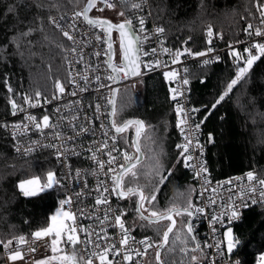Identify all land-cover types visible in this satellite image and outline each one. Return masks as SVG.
Here are the masks:
<instances>
[{
	"label": "trees",
	"instance_id": "obj_1",
	"mask_svg": "<svg viewBox=\"0 0 264 264\" xmlns=\"http://www.w3.org/2000/svg\"><path fill=\"white\" fill-rule=\"evenodd\" d=\"M10 5L15 7V12L8 11ZM150 7L156 22L165 29L163 36L171 49L186 46L193 52L242 41L247 37L243 29L248 23L255 28L258 14L254 0H150ZM71 9L73 5L68 0H0V119L9 114L10 99L23 101V94L33 95L37 90L46 95L54 88L55 81L64 80L65 50L58 45L67 47V42L48 21L52 15ZM209 25L214 33L211 44L207 42ZM219 32L224 37L222 43L216 39ZM234 74L227 56L187 71L190 99L200 109L203 119L206 159L216 179L246 170H255L264 178V57L253 65L246 81L237 84L213 109L212 105ZM137 84L139 95L132 89ZM9 85L12 92L8 91ZM116 108L119 122L139 118L151 126L146 131L157 141L156 150L163 149L164 168L174 166L172 175L157 194L159 208L168 207L170 201L182 205L180 193L194 186L189 172L182 167L181 150L176 147L180 142L175 132L168 80L164 75L155 74L119 88ZM132 130L125 135L131 138ZM145 153L149 155L147 146ZM56 169L49 152L17 157L10 141L1 139L0 240L5 242L17 234L31 236L32 232L47 226L50 216L56 212L60 190L52 188L39 196L28 197L22 194L18 184L35 175L43 179L47 171L56 173ZM133 213L132 222L139 223L134 228L136 235L158 239L154 228L140 227L145 222L138 221ZM232 229L234 237L240 241L241 264H257L264 251V203L245 212ZM195 236L200 242L199 236ZM194 244L190 242L188 247ZM147 256L150 260L145 264H155L154 249H150ZM181 258L179 252L168 255L162 251V259L179 261ZM183 259L188 264L189 257Z\"/></svg>",
	"mask_w": 264,
	"mask_h": 264
},
{
	"label": "snow or ice",
	"instance_id": "obj_2",
	"mask_svg": "<svg viewBox=\"0 0 264 264\" xmlns=\"http://www.w3.org/2000/svg\"><path fill=\"white\" fill-rule=\"evenodd\" d=\"M70 4L73 5V13L70 19L71 24L65 25L60 24L54 17H50V22L61 32L63 37L68 41L72 42V46L65 47L64 45H58V47L64 48V50L76 57L75 61H68L69 65L78 64L84 60L83 48L87 43H91V40L87 42L83 39L77 41L74 33L78 30L77 21L83 20L89 27L99 28L102 31L101 34H95L94 39L97 43L106 45V48L101 51H95L92 55L100 57L102 54L107 56V59L102 61V63L107 65V70L110 69V74L106 76V79L112 82H118L120 80H127L132 77H142L145 73L143 69H148L149 71L155 70V68L168 67L167 62H162L160 59L143 60V57H156L158 53L157 48L144 49V45L148 43L151 39L150 35L147 33L145 28L146 19L143 16L136 17L139 27L133 23V19L126 17L120 22H112L105 17H91L89 15L94 9L103 12L105 9H116L117 2L120 4L121 9L117 14L120 17H125V10L132 12L142 10L143 6L147 3V0H68ZM99 5H103L99 7ZM254 6L256 11L259 12L260 23L264 24V0H254ZM78 9V10H77ZM9 12H15L14 6H9ZM151 15V13H149ZM250 15H254L250 13ZM243 18V17H242ZM61 19H64L62 16ZM31 31V29H30ZM165 29L163 27H156L154 29V34L159 36L164 33ZM246 36L249 38L255 36L261 38L260 40L252 41L248 44L243 51H239L233 47L230 43L228 45L230 52L229 55L233 58V64L235 66V74L233 78L226 83V86L212 105L215 109L218 104L225 100L226 97L230 95L234 87L241 81H246L249 73L252 70L253 65L264 57V28L255 27L252 23H248L243 29ZM113 32L118 34V48L114 47L116 40L113 38ZM29 33H22V35H28ZM85 36L87 33L84 34ZM213 29L209 25L207 29L208 44L212 43L211 38L213 37ZM220 38L223 36L220 34ZM191 39V37H189ZM187 41L184 44L187 45ZM237 43H242L237 41ZM79 45V50L76 47ZM214 49L209 47L206 51L193 52L188 47H183L182 49H169L164 47V41L159 42V53L168 54L171 57V64L181 63V57H204L208 53L213 52ZM246 54V55H245ZM65 56V60H67ZM215 60H219L220 57L216 56ZM214 62L212 59H205L202 63L208 65ZM90 67V66H89ZM97 66V70H98ZM185 74L187 69H184ZM76 75H80L79 72ZM179 75L178 71L172 69L170 71H165L164 76L167 80H175ZM69 84H77L75 76L70 71L68 73ZM85 84L89 83V77L83 75L81 77ZM97 82L101 80L99 75L95 76ZM6 82V81H5ZM7 83V82H6ZM183 85H187L189 80L184 78L182 81ZM99 88H110V85L100 83ZM54 92L49 98L45 96L41 91L37 90L33 95L23 94L22 99L29 108L42 107L45 104L52 103L53 100H59L66 92L64 84L57 80L55 81ZM98 90V89H97ZM8 91L12 92L11 86H8ZM80 92L88 91L87 87H80ZM172 92V99L175 101L179 96H183V92L179 88L170 89ZM119 89L110 88V97L108 98V104L111 105V112L109 113L112 118L110 121V129L105 130L102 135L106 139L95 142L98 143L99 147L94 151L89 148L88 151L92 152L90 159L97 165V168L91 171V175L97 176V184L93 191L95 195V205L93 206V212H102L103 215H97L95 219L99 221V229H92V226H83L78 223L79 218H93L92 216L85 213L84 209L78 208L77 212H73L70 206L73 203L72 197H66L59 200V207L55 214L50 216V222L47 226L42 227L34 232H32V247L29 251L34 253L36 251L37 242L42 243L46 248L50 249L51 255H46L44 258L36 260L35 264H94L97 261L98 264H133L134 258H143L148 255L150 249H154V259L155 264H185L183 257H189L188 264H202L201 256H204V248L215 247L217 253L223 254L221 252V242L217 241L214 245L204 243L203 247L201 243L197 240L196 236L193 234V224L192 217L200 214H205V207L198 206L194 203L192 195L195 193V188L189 186L185 192H181L180 196L183 198V204H177L176 202L170 201L169 206L161 209L159 208V202L157 200V194L160 191L161 186H163L172 175L173 168L165 169L161 160L163 155V149L160 148L159 151L156 150L157 141L150 135L146 129L151 126L145 125L143 120L139 119H129L117 123V108H116V95ZM58 93V94H57ZM69 95H77L76 91H72ZM12 114L16 115L18 111L24 112L27 109L18 105L15 99H10ZM78 103V102H77ZM70 107V106H66ZM101 105H96L97 112L100 111ZM57 112L60 111L59 108L56 109ZM200 109L193 108L190 111L185 110L184 107L177 102L176 113L180 117L178 119L176 127L180 129L181 134L184 138V143L177 144V149H181L179 157L183 161L185 168H193L195 173V178L201 179L202 189L200 196H204V192L208 191V186L210 181L207 179V167L204 166L203 161H199V170H196V165L190 163L194 157L190 154V146L193 144V140L190 138L189 131L186 129L188 125V120L190 118V112H199ZM99 119V116L96 117ZM25 121L28 123L21 122L20 124H14L12 127L14 129H23L25 132L35 130L41 135H45V129H51L52 136L54 139H61L62 134L55 131L58 124H53L51 122V117L49 114H44L41 117L35 115L25 116ZM60 119H65L61 116ZM73 119H78L74 116ZM8 127V125H4ZM102 129H105V125L101 124ZM201 125L196 123L192 128V132L198 133ZM134 128V137L129 138L125 134L129 129ZM114 129L115 135L109 137V131ZM90 131V129L81 127L77 135ZM23 134V133H21ZM16 134L14 133V138ZM112 141V147H109L108 139ZM118 138L122 139L124 144L127 146L125 149L121 150L116 147L118 143ZM74 137H67V140H72ZM211 141V137H209ZM33 143H39L35 141ZM147 146V152L149 155L146 156L145 147ZM16 151L20 152V145L17 144ZM44 147L49 148H60L63 144H47ZM195 147L200 149L201 154L203 151V146L199 143L198 138L195 141ZM133 151H129L128 149ZM31 147L25 150V154L33 151ZM65 152L69 151L67 148L64 149ZM104 153L107 156V160L100 159L98 153ZM119 153V156L113 155V153ZM75 155L79 153L73 152ZM63 153L57 151V160L59 161ZM180 163V159L177 160ZM70 167V166H69ZM107 167V171L105 168ZM103 174L106 179L100 180L99 175ZM76 176H81V171H76ZM241 183V187L238 193L244 206H247L244 197L247 195L248 199H251L252 203H257V199L253 198L258 191L259 202L264 203V178H259L254 172L249 171L246 173L247 189L243 186V178H238ZM110 181V183H109ZM225 184L231 185L232 180L224 182ZM60 185V181L57 179V175L54 171H48L46 177L42 179L40 175H35L30 179L22 180L18 187L24 196L36 197L42 192H46ZM84 187H87V182L85 181ZM217 188H212L213 193L217 192ZM230 193L232 188L227 189ZM83 195V192H77L76 196L79 198ZM115 197L120 201H130L132 203V210L137 214V218L145 223H142L140 227L152 226L156 233L158 239L153 240L151 237L145 236L143 239L137 241L134 237L130 235V229L126 226L125 217L127 216V210L117 207L112 208L111 198ZM229 208L231 209L229 223L233 219L239 217V212L235 204V200L230 195L228 197ZM216 201L211 197L208 198V206L214 205ZM69 206L65 208V206ZM223 208L224 205L221 204ZM145 212L148 214L145 215ZM79 214V216H78ZM227 210L219 215L214 214L211 216L210 224L212 226V232L217 231L215 225L220 223L223 226L224 216L227 215ZM185 217L188 219L185 220ZM177 218L180 220L181 228H177ZM167 222V223H164ZM109 227H114L119 229V240L118 244L113 242L114 238L107 234V229ZM83 234V238L81 236ZM223 237L227 242V251L231 253L233 249L240 243V241L233 236V231L231 227H227L226 231L223 232ZM16 241L18 245H24L29 243L25 236L21 235L19 237H14L9 239L6 243L0 240V244L3 245L4 249H9L13 241ZM195 242L194 246L189 248L190 242ZM139 244L140 248L134 247L133 245ZM162 251L168 255H175L179 252L182 258L177 260H165L162 259ZM197 253L201 255L198 256ZM117 257H122V260H117ZM10 261H24L25 256L21 250H16L10 252L7 257ZM207 258V257H205ZM135 264H140V259H135ZM209 264H216L215 257H213ZM238 264V262H237ZM258 264H264V254L259 256Z\"/></svg>",
	"mask_w": 264,
	"mask_h": 264
},
{
	"label": "built area",
	"instance_id": "obj_3",
	"mask_svg": "<svg viewBox=\"0 0 264 264\" xmlns=\"http://www.w3.org/2000/svg\"><path fill=\"white\" fill-rule=\"evenodd\" d=\"M103 5H99V7H102ZM120 8V4L117 2V8L116 9H105L107 11H118ZM78 10V9H77ZM104 10V11H105ZM74 9L68 10L63 13H57L52 15L51 17H54L60 24L65 25V27L68 24L72 23V20L70 17L72 16ZM151 13V15H149ZM64 17V19H61V17ZM143 16L146 19L145 28L147 30V33L150 35L151 39L148 43L144 45V49L148 50L149 48H157L158 53L156 57H143L142 59L152 60V59H160L162 62H167L168 67H164L163 64L161 67L155 68V70L149 71L148 69H143L142 71L145 73L142 75V77H132L127 80H120L117 83H114L112 81H109L106 79V76L110 74V70H107V65L102 63V61L106 60L107 56H104L103 54L98 58L95 55H92L95 51H101L106 48V45L97 43L94 39L95 34H101L102 31L99 28H92L89 29L87 24L83 22L82 18L81 20L77 21L78 30L74 33L76 36L77 41H80L81 39L85 40L86 42L88 40H91V43H87V45L83 48L84 52V60L78 64L69 65L68 61H75L78 57L71 55L65 51L64 54V65H65V78L63 81H61L66 89L65 94L59 99V100H53L50 104H45L42 107H35V108H29L27 104L24 103V101H17L18 105L22 106L23 108L27 109V111L20 112L18 111L16 115L12 114V108L10 104V112L8 116L5 118L0 119V141L2 138H6L10 141L12 152L17 157H27L30 155L42 153V152H49L55 161V164L57 166L56 173H57V179L60 181V185L54 187L58 188L61 192V199H64L66 197H72L73 203L70 206L71 210L73 212H77L78 208L84 209L85 213L92 216L93 218H79L78 223L87 227L92 226V229L98 230L100 225L99 221L95 219L97 215L102 216V212H93V206L95 205V195L96 193L93 191V189L96 187L97 184V176L91 175V171L97 168V165L90 159L92 156V152L88 151L89 148L93 149V151L99 147L98 143L106 137L102 135V133L105 130L110 129V105L108 104V98L110 97V88H113L114 86H117L118 88H121L126 85H130L136 82L141 81L147 76L155 75V74H161L164 75L165 71H170L172 69H175L178 71L179 75L175 80H168V91H169V98L171 101V108H172V114L174 119V126H175V132L177 135V138L180 142V144L184 143L183 135L181 134V131L179 128L176 127L178 119L180 117L177 116L176 113V105L177 102H179L185 110H191L193 108L198 109L196 106L193 105L190 99V89L189 84L183 85L182 81L184 78H187V73L185 74L184 69H188L190 67H197L204 65L202 62L205 59H212L214 62L217 61L214 58L216 56H219L221 60L224 56H227L229 58L230 65L233 66L235 70V66L233 64V58L229 55L230 49L228 47L229 44L225 45H215L211 46V48L214 49L213 52L208 53L207 56L204 57H190V56H182L181 57V63L178 64H171V57L168 54H160L159 53V42L161 40L164 41V47H167L171 49L169 42L164 38L162 35H155L154 29L156 27H162L161 24L156 22L152 9L150 7V0H147V3L143 6L142 10H138L135 12L127 10L125 17H129L133 19L134 25L138 28L139 25L137 23L136 17ZM49 26L56 31L59 35L62 36L63 39L66 40L67 46H72V42L68 41L59 29H57L51 22L50 19L48 21ZM255 27H261L264 28V24L260 23L259 19V12L256 17L255 21ZM87 33L85 36L84 34ZM221 32L217 33L216 39L217 42L222 43L223 38H220ZM223 36V34H222ZM259 37H251L248 36L245 37L241 42L232 43L233 47L236 48L239 51H243L245 47L248 46V44L255 40H260ZM76 47L79 50V45H76ZM206 51V50H205ZM246 55V54H245ZM65 56H67V60H65ZM218 60V61H219ZM210 64V63H209ZM90 66V67H89ZM97 66L98 70H97ZM72 72L75 76V79L77 80V84H69V76L68 73ZM79 72L80 75H76V73ZM83 75H87L89 77V83L85 84L84 80L81 78ZM99 75L101 77V80L99 82L96 81L95 76ZM107 84L110 85V88H99V84ZM80 87H87L88 91L86 92H80ZM179 88L180 91L183 92V96H179L177 100L172 99V92L170 89ZM98 89V90H97ZM72 91H76L77 95L72 96L69 95ZM56 92L55 86L54 88L45 96H48L51 98L52 94ZM58 94V93H57ZM78 102V103H77ZM100 104L101 108L100 111L97 112L96 105ZM70 106V107H66ZM59 108L60 111L57 112L56 109ZM35 115L38 118L41 117L44 114H49L51 117V122L53 124H58L59 127L55 129V131H58L62 134L61 139L57 140L54 139L52 136L51 129H45V135H41L39 132H36L35 130L27 131L25 132L23 129L17 130L12 127L14 124H20L21 122L28 123L25 121V116L27 115ZM63 116L65 119H60V117ZM74 116H77L78 119H73ZM99 116V119L96 117ZM196 123H200L201 127L199 129L198 133L192 132V128ZM101 124L105 125V129H102L100 126ZM4 125H8V127H4ZM81 127H85L90 129V131L81 133L77 135V133L80 131ZM186 129L189 131L190 138L193 140V144L190 146V154L194 157L192 161H190L191 164L196 165V170H199V161H203L204 166L207 167V179L210 181V185L208 186V191L204 192V196L201 197L199 194L202 189V183L203 181L201 179L195 178V173L193 168H185L183 165V161L181 159L182 167L184 170L188 171L191 177V181L193 183V186L195 188V193L193 194V201L196 205L205 207V214L200 215L197 214L192 217V224L194 229V234L199 236L200 243L203 247L204 243L207 242L208 244H215L217 241L221 242V252L217 253L215 247L212 248H204V256H201V262L202 264H209V261L215 257L216 264H241V256L238 253L239 245L240 243L233 249L231 253H228L227 251V245L224 242L223 238V230L226 227H232L235 224L239 223L245 214L250 209L259 207L263 205V203L259 202V196L258 191L257 194L253 197L257 199V203H252L251 199H248L247 195L244 197V201H246L247 206H244L241 199L238 196L241 183L238 178H243V186L245 187V190L247 189V180H246V173L249 171L254 172L259 178H261L257 171L255 170H246L244 172L234 174L225 178L216 179L213 177L212 172L210 170V166L206 159V145L203 140L204 136V128H203V119L199 115V112H190V118L188 120V125L186 126ZM14 133L16 134L14 138ZM23 133V134H21ZM112 135H115L114 129H111L109 131V137ZM67 137H74L72 140H67ZM198 138L199 143L203 146V151L201 154L200 149H197L195 147V141ZM108 139L109 147H112V141L110 138ZM35 141H39V143H33ZM20 145V152L16 151V145ZM47 144H56L61 145L63 144V147L58 148H49L44 147V145ZM31 147L34 149L28 154H25V150L27 148ZM116 147L120 148L121 150L125 149L127 146L124 144L123 140L118 138V143ZM67 148L69 151L65 152L64 149ZM129 151H133L132 149H128ZM181 150V149H180ZM57 151H60L63 153L60 160L58 161ZM73 152L79 153V155L73 154ZM113 155L119 156V153L114 152ZM98 157L103 160H107V156L104 155V153H98ZM70 166V167H69ZM81 171V176H76V171ZM105 171H107V167L105 168ZM100 180H105L106 177L103 174L99 175ZM232 180V184L228 185L225 184V181ZM85 181L87 182V187H84ZM110 183V181H109ZM218 188V191L213 193L211 191L212 188ZM231 187L232 192L230 193L227 189ZM77 192H83V195H81L79 198L76 196ZM232 196L235 200V204L237 207V211L239 212V217L237 219L231 220L229 223V217L231 209L228 207L231 203L228 199L229 196ZM211 197L216 201L214 205L208 206V198ZM59 200L57 202L56 210L59 207ZM112 200V208H124L122 202L120 200H117L115 197L111 198ZM221 204L224 205V207H221ZM69 206H65V208H68ZM227 210L228 214L224 216L223 220V226L220 223H217L215 225L217 231L215 233L212 232V226L210 224L211 216L214 214H221ZM79 216V214H78ZM126 226L130 229V235L134 237L137 241L144 238V236L136 235L134 232V229L130 225L128 219L125 217ZM107 234L110 237H113V242H116L118 244L119 240V229L114 227H109L107 229ZM25 236L26 239L29 241V243H26L24 245H18L17 242L14 240L12 246L9 249H4L3 245H0V256L1 261L0 264H35L36 260L44 258L46 255H51L50 249L46 248L42 243L37 242L36 245V251L34 253H31L29 251L30 247H32V236H28L26 234H17L13 235L9 239H13L14 237L19 236ZM83 238V234H81ZM8 239V240H9ZM7 240V241H8ZM239 240V239H238ZM5 241V243L7 242ZM134 247L140 248L139 244L133 245ZM21 250L22 253L25 256L24 261H10L7 257L12 251ZM199 256L201 255L200 253ZM264 254V251H263ZM207 257V258H205ZM146 257L143 258H134L133 264H135V259H140V264H145ZM117 260H122V257H117ZM259 260V259H258ZM94 264H98L97 261H94ZM258 264V262H257Z\"/></svg>",
	"mask_w": 264,
	"mask_h": 264
},
{
	"label": "flooded vegetation",
	"instance_id": "obj_4",
	"mask_svg": "<svg viewBox=\"0 0 264 264\" xmlns=\"http://www.w3.org/2000/svg\"><path fill=\"white\" fill-rule=\"evenodd\" d=\"M117 13V12H116ZM91 14L93 15V16H102V17H105V18H108L109 20H111L112 22H114V23H116V22H120V21H122L123 19H125L126 17H120V16H118L117 15V17H106V16H104V13L103 12H99V11H97V10H93L92 12H91ZM113 38H114V40H116V44L114 45V47H117L118 48V34L117 33H115V32H113ZM117 120V119H116ZM117 123H120L118 120H117ZM122 202V204H123V206H124V208H125V210H127V216H126V218L128 219V221H129V223L131 224V226H132V228L134 229V228H136L137 227V225L139 224L137 221L136 222H132V215L134 214L133 212V210H131L132 208H131V206H132V203L130 202V201H126V200H124V201H121ZM135 215L137 216V214L135 213ZM138 219V218H137ZM188 218L186 217V220H187ZM138 221H140L139 219H138ZM164 223H167V222H164ZM179 224V222H178V218H177V225Z\"/></svg>",
	"mask_w": 264,
	"mask_h": 264
},
{
	"label": "rangeland",
	"instance_id": "obj_5",
	"mask_svg": "<svg viewBox=\"0 0 264 264\" xmlns=\"http://www.w3.org/2000/svg\"><path fill=\"white\" fill-rule=\"evenodd\" d=\"M117 12V11H116ZM116 12H114V11H107V10H105V11H103V13H104V16H106V17H117V13ZM133 91H134V93L136 94V95H139V84H137V85H135L133 88ZM133 129V128H132ZM52 171V170H51ZM48 172V171H47ZM47 172L45 173V175H44V178L46 177V174H47ZM55 172V171H54ZM56 175H57V173H56ZM28 179H30V178H28ZM20 183V182H19ZM19 185V184H18ZM55 214V213H54ZM148 214V213H147ZM178 222H179V224L177 225V228L179 229V228H181L182 226H181V224H180V220H179V218H178ZM232 228V227H231ZM226 229H227V227L223 230V232L224 231H226ZM232 231H233V229H232ZM233 236H234V234H233ZM224 238V237H223ZM224 242H225V244L227 245V242H226V240L224 239ZM261 254H263V252L261 253ZM260 254V255H261ZM198 256H199V254H197ZM150 260V258H149V256H147V258H146V262H147V260ZM188 261H189V259H188ZM187 261V262H188Z\"/></svg>",
	"mask_w": 264,
	"mask_h": 264
},
{
	"label": "water",
	"instance_id": "obj_6",
	"mask_svg": "<svg viewBox=\"0 0 264 264\" xmlns=\"http://www.w3.org/2000/svg\"><path fill=\"white\" fill-rule=\"evenodd\" d=\"M89 15L91 16V17H100V16H93L92 14H91V12L89 13ZM108 19V18H107ZM107 59V58H106ZM110 70V69H109ZM115 83H117V82H115ZM113 88H116V89H119L117 86H114ZM116 97H117V95H116ZM116 99V98H115ZM110 112H111V105H110ZM111 117H110V121H111ZM130 119H139V118H130ZM129 120V119H128ZM139 120H141V119H139ZM134 128H133V130H132V135H131V137H134ZM146 215V214H145ZM192 219V218H191Z\"/></svg>",
	"mask_w": 264,
	"mask_h": 264
},
{
	"label": "crops",
	"instance_id": "obj_7",
	"mask_svg": "<svg viewBox=\"0 0 264 264\" xmlns=\"http://www.w3.org/2000/svg\"><path fill=\"white\" fill-rule=\"evenodd\" d=\"M120 10H118L117 12H119Z\"/></svg>",
	"mask_w": 264,
	"mask_h": 264
},
{
	"label": "bare ground",
	"instance_id": "obj_8",
	"mask_svg": "<svg viewBox=\"0 0 264 264\" xmlns=\"http://www.w3.org/2000/svg\"><path fill=\"white\" fill-rule=\"evenodd\" d=\"M56 32V31H55ZM48 94V93H47Z\"/></svg>",
	"mask_w": 264,
	"mask_h": 264
}]
</instances>
